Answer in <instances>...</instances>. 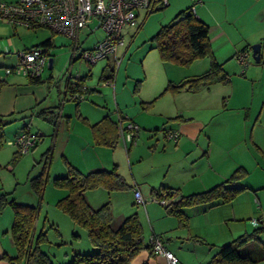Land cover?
<instances>
[{"label":"rangeland","instance_id":"obj_1","mask_svg":"<svg viewBox=\"0 0 264 264\" xmlns=\"http://www.w3.org/2000/svg\"><path fill=\"white\" fill-rule=\"evenodd\" d=\"M21 27L19 26L18 29ZM97 27L83 41V46H90L96 39H102L104 31L101 27ZM10 28L8 21L0 20V33H6ZM23 28L34 37L43 36L42 34L46 32L54 35L55 46L51 48L54 58L53 65L42 71L39 88L35 91L43 90L46 96L37 103L35 108L39 110L48 102V104L59 107V115L51 120L44 114L16 113L14 119L2 125L0 197L7 193L8 199L12 197L16 202L39 208L36 230L42 229L45 232V240L40 243V248L52 258L55 264H67L73 258L74 253H91L95 251V247L90 243L86 230L74 224L69 216L55 204L67 192L65 188L54 183L55 177L67 174L64 159L82 172L103 167L110 169L116 164L117 172L129 186L112 191L96 188L87 190L85 195L97 207L109 202L112 215H129L136 212L138 217L139 215L146 216V207L159 209L162 208V205L155 200L144 203V205L135 203L133 186L140 188L143 199L147 200L149 187H157L163 178L176 179L178 177L176 173L182 172L181 174L186 179H191L193 175H197V177L204 173L210 175L211 170L206 168L204 160H192V156H195V151H193L189 158L179 156L176 159L171 156V159L176 162L177 169L167 173L166 164L169 159L162 152L164 146L167 148L174 144L171 140H166L163 137L162 131L157 132L155 136L153 130L139 128L135 142L127 144L130 147L128 151L123 145L119 132L114 147L94 145L92 122L87 120L84 114L90 107L92 111L97 109L99 113H102L104 106L100 103L97 105L98 99L93 96V92L78 101L71 99L69 94H64L63 87L69 74L71 81L76 79L77 74L86 86L101 85L102 73L100 71L103 69L108 73L112 66L110 56L98 60L95 64H88L83 60L76 59V62L70 67L68 62L70 40L66 35L51 31L47 27H40L35 31ZM86 29L80 31V40L83 39V31ZM3 38L4 35H0V39ZM151 53H154L157 63H164L163 61L159 62V56L155 49ZM49 57L50 55H48V59ZM249 58L251 59L249 61H252V56ZM205 60L206 57L202 58L199 60L200 62H196L198 64L190 66L191 68H177L180 65L165 66L168 68H165L164 74L166 72L172 76H180L182 69L191 73L202 72L206 68L202 67L200 63ZM14 63L15 58L12 54H0V78L5 77L4 68L10 67ZM167 63L171 64L165 62L160 64V67L168 65ZM252 63L254 64L253 61ZM260 63L262 61L258 64ZM152 68L154 67L149 66V76L143 84V91L147 94L153 92L162 76V70L157 71ZM175 69L181 70L174 72ZM49 76L51 78L48 82ZM241 76L237 71V76L233 77L232 82L211 84L209 90L204 91L206 93L204 99H206L211 113L207 116L209 118L208 127L216 131L219 138H214L212 141L211 162L213 166L218 164L219 170L227 175L235 168L232 167L234 162H239L246 169V173L239 181L233 183L237 186H245V189L240 191L230 204L231 207H234L236 216L233 217L234 220H228L227 225H230L229 228L243 229L247 224V232L251 233L255 227L251 224V219L264 218V153L259 150H264V71L260 75L255 72L254 84L251 80H242L243 78H239ZM7 77L9 83L12 78H16L15 80L20 83L30 84L29 78L21 74L12 73ZM98 90L105 99L109 96V88L99 87ZM25 92L29 93L30 91ZM81 103L83 108L80 106ZM202 103L200 101L197 106ZM110 104L113 105L112 101ZM113 109L114 107L111 106L112 111ZM21 131L28 133L30 137H35L37 141L27 152L16 155L17 146L9 144L8 141L13 140L15 135ZM218 131L224 135H219ZM256 146L260 148L258 149ZM44 168L45 181L38 195L32 188L31 178ZM214 180H218L215 181L217 183L222 178ZM208 182L207 189L215 184L212 183V179H209ZM189 208L188 210H190ZM12 220L13 210L8 203H4L0 208V244L7 252L4 254L11 256L15 254L10 234ZM236 235L233 238L237 237ZM260 238L264 241V233L260 234ZM2 259L7 262L5 258L2 257ZM257 264H264V260Z\"/></svg>","mask_w":264,"mask_h":264},{"label":"crops","instance_id":"obj_2","mask_svg":"<svg viewBox=\"0 0 264 264\" xmlns=\"http://www.w3.org/2000/svg\"><path fill=\"white\" fill-rule=\"evenodd\" d=\"M152 6V10L138 8L136 10L135 24L123 27L122 43L118 45L116 51L117 57L120 58L119 65L115 66L110 56L112 66H110L108 73L107 71L104 72L103 69L100 71L105 75H109L107 77L110 81L109 84H104L103 81L105 80H103L100 81L101 85L91 87L86 86L81 80L82 88L87 87L90 91L83 94L82 98H77V100L79 101L93 92V96L98 99L97 105L100 103L104 106L102 113H99L97 109L92 111L91 107L88 109V112H85V118L90 120L92 124L103 116L109 115L117 122V126L119 119L126 121L129 118L137 123L139 128L148 131L153 130L155 136L157 132L162 131L164 137L165 129L177 131V139L175 141L171 140L174 145L167 146V148L164 146L162 152L169 159L168 163L166 162L167 173H170L172 170L176 171L177 169L176 162L171 159V156H174L176 159L179 156L181 158H189L190 153L195 151V156H192V160L199 159L205 161L206 168L211 170L210 175H205L204 173L201 175L198 174V177L197 175H193V178L186 179L181 174L182 172H175L178 176L176 179L168 180L167 178H163L157 187L150 186L149 197L147 200L144 199L145 203L155 200L162 205V208L149 209L146 207V216L139 215V220L142 225L145 240L149 242L152 234L159 235L164 248L171 251L178 258L179 264H206L211 255L218 249L219 245L229 241L236 234L238 236L243 233H250L247 232V224L245 223L243 229L238 227L229 228L230 225H227V221L234 220L233 217L236 216L234 207L230 205L233 200L227 203H216L214 205L201 203L190 208L189 206L185 207L184 211L189 215V221L186 227H180L176 217L166 213L165 206L169 202L177 200L181 194H191L202 191L204 188L207 189L209 179H212V183H215L218 180L214 179L222 178L221 181H223L230 175L224 174L219 170L218 164L214 167L211 162L213 152L212 141L214 138H219L216 135V131L208 127L209 118L207 116L211 115V113L207 106V101L204 99L206 95L204 91H208L209 86L211 84H217V82L200 85L193 92L181 90L177 93L165 92L158 96L169 81L177 82L186 76L200 72L191 73L185 72L186 69H182L180 76H172L166 72L164 74L165 68H168L165 66L178 65L167 63L168 65H161L162 67H160V64H164L165 62L157 63L155 61V55L151 53L152 50H156L152 37L160 27L172 21L178 13L186 9L191 10V6H194V15L208 26V40L212 56L218 63L222 64L224 71L229 77L228 82H232L233 77L237 76V71H239L242 75L239 78H243L242 80H251L254 84L255 72H258V75H260L264 71V0H168L165 5L162 4L161 0H157ZM9 25L11 28L6 33H0V35H4V38L0 39V54H12L16 61L17 51L40 44L46 38L51 37L52 46L47 49V53L52 57L53 65L54 58L51 53V48L55 46L53 34L46 32L42 34L43 36L34 37L28 34L23 28L25 27L23 25H15L12 23H9ZM19 26L22 27L18 29ZM97 26L96 18L91 19L87 24L85 27L87 29L83 31V39H79L82 47H92L100 40L96 39L90 46L82 45L90 33L98 28ZM37 28L28 29L35 31ZM252 43H260V61H262L260 64H258L260 61L255 62L253 58L252 61L254 64L252 61H249L251 60L249 57H251ZM69 45V47L72 46L71 41ZM241 53L246 54V59L243 63L238 60V55ZM158 60L159 62L161 61L160 58ZM199 60H202V58L195 59L188 67L178 66L177 68H191L190 66L196 62H200ZM68 62L71 67L76 61L71 62L69 59ZM200 65L207 69L209 59L206 57V60L202 61ZM149 66L154 67L152 69L157 71L162 70L161 79L158 80L159 83L151 94L144 93L143 91V84L149 76ZM111 69H113L112 72H110ZM179 70L181 69H175L174 72ZM112 73L113 75H111ZM7 76L5 75V77L0 78V116H8L14 119L16 113L31 112L30 115H39L44 110L46 113L43 112L42 114L48 117L50 114L51 116L56 115L53 116L52 120L58 117L59 110L56 111V107L58 106L48 104V102L46 106L43 105L39 110L35 108L37 103L46 96L43 90L35 92L39 88L38 84L41 82V75L38 82H30L29 80L30 84L20 83V81L15 80L16 78H12L9 83ZM76 77L79 81L80 78L77 74ZM50 78L51 76L47 79L48 82ZM70 79L71 75L64 82V94H69L68 82L71 81ZM99 87L110 89L109 96L106 99L103 97V94L99 93ZM28 90L30 91L29 93L25 92ZM96 93L98 94L96 95ZM153 99L154 101L148 104ZM111 101L113 105L110 104ZM200 101L203 103L197 106ZM80 106L83 108L82 103ZM111 106L114 107L113 111L111 110ZM53 110H55L54 113ZM56 112L58 113L56 114ZM49 119L51 118L49 117ZM159 124L160 126H158ZM217 133L221 136L224 135L219 131ZM127 144L133 143H123L128 151L130 147ZM256 147L258 148V146ZM259 150L264 153V150ZM239 166L244 167L239 162L232 163V167H235L233 170ZM152 184L155 185L156 183ZM161 186L169 189H177L178 192L172 196H167V193L163 192L161 198H156L153 195L154 191ZM139 190L142 192L140 188ZM85 197L92 207H97L96 204L93 202L92 204L89 201L86 195ZM161 199H167L168 203H160ZM125 216L127 215H112L111 226L116 228ZM255 228L253 227V230ZM251 244L253 242L250 243V246ZM4 253L7 252L0 244V264H9L8 261L6 262L2 259ZM129 264H168V261L166 256L161 253L153 252L151 254L148 249H143L136 254Z\"/></svg>","mask_w":264,"mask_h":264},{"label":"trees","instance_id":"obj_3","mask_svg":"<svg viewBox=\"0 0 264 264\" xmlns=\"http://www.w3.org/2000/svg\"><path fill=\"white\" fill-rule=\"evenodd\" d=\"M152 9L153 6L149 10ZM152 40L155 43L159 58L163 62L188 66L195 59L204 57L209 59L207 69L198 74L186 76L177 82L169 81L158 96L165 92L177 93L181 90L193 92L200 85L229 81L222 64L218 63L212 56L208 40V26L198 19L190 9L181 11L172 21L160 27ZM35 46H40L47 52V49L52 46L51 37L31 47ZM28 48L30 47L25 49ZM112 71L113 69L110 70V72ZM108 76L102 73L100 79L102 81L107 80ZM27 78L30 82H38L40 77ZM80 81L81 79L77 80L75 87L68 88L69 91H67L70 95L74 92L86 94L90 91L87 87L82 88ZM70 98L77 100V98ZM153 101L154 99L148 104ZM58 110L59 107H56V111ZM43 112L45 111L43 110ZM43 112L41 111L39 115ZM54 112L55 110H53ZM53 116L49 115L51 120ZM11 120V117L0 116V145H2V125ZM91 128L95 144L112 147L116 145L118 126L117 122L109 115H105L91 124ZM15 153L16 155L20 154L18 150ZM64 160L67 166V174L55 177L54 183L65 188L67 192L55 204L69 216L74 224L86 230L90 243L95 247V251L91 253H74L73 258L67 264H129L136 254L143 249H148L152 254L154 252L152 244L145 240L142 225L136 212L125 216L121 223L113 228L111 226L112 213L109 202L94 208L85 197L87 190L102 188L112 191L129 186L117 172L116 165L110 169L99 168L82 172L68 163L66 159ZM245 173L246 169L239 166L223 181L206 190L179 195L177 200H173L165 206L166 213L176 217L180 227H186L189 215L184 211L185 207L201 203L214 205L232 201L240 191L245 189V186L233 185ZM44 181L45 168L31 178L32 188L38 195L42 190ZM163 192H166L167 196H172L178 191L177 189L161 186L154 191L153 195L156 198H161ZM6 195L7 193H4L0 197V208L4 203H8L13 210L10 234L15 247V254L12 256L3 254V258L9 264H55L52 258L40 248V243L45 240V232L42 229L36 230L39 208L16 202L12 197L8 199ZM261 233H264V227L259 226L251 233L240 234L222 243L206 264H257L259 261L264 260V241L260 238ZM74 236H77V234H74ZM251 242L253 244L250 246Z\"/></svg>","mask_w":264,"mask_h":264},{"label":"built area","instance_id":"obj_4","mask_svg":"<svg viewBox=\"0 0 264 264\" xmlns=\"http://www.w3.org/2000/svg\"><path fill=\"white\" fill-rule=\"evenodd\" d=\"M157 0H0V20H6L12 24L23 25L27 28L47 27L51 31L66 35L71 41L70 61L83 60L88 64H95L98 60L111 56L115 66L120 63L116 51L122 43V29L136 22V10L138 8L150 9ZM167 4L168 0H161ZM194 12V6H191ZM97 19V25L104 31L102 39L92 47H82L79 43V33L91 19ZM16 61L10 67H5V74H21L26 77H36L48 67V53L40 46L30 47L16 52ZM246 54L238 55V60L244 62ZM49 68V67H48ZM70 77V74H69ZM109 80L103 81L109 84ZM75 80L68 82V88L75 87ZM72 98H82L83 94L74 92ZM139 126L131 119L118 120V132L124 144L134 143L138 136ZM166 139L175 141L178 132L167 129L164 131ZM35 137H30L26 132H19L9 144H14L20 153L27 152L36 143ZM135 203H145L138 187H133ZM160 203L167 204V199H161ZM251 224L255 227H264V218H253ZM149 242L155 253L166 256L168 264H179L178 258L164 248L159 236L151 235Z\"/></svg>","mask_w":264,"mask_h":264},{"label":"water","instance_id":"obj_5","mask_svg":"<svg viewBox=\"0 0 264 264\" xmlns=\"http://www.w3.org/2000/svg\"><path fill=\"white\" fill-rule=\"evenodd\" d=\"M251 56L255 62H259L260 59V43H252L251 44ZM52 65V57L48 59V67Z\"/></svg>","mask_w":264,"mask_h":264}]
</instances>
